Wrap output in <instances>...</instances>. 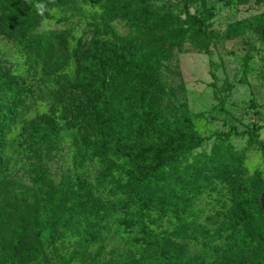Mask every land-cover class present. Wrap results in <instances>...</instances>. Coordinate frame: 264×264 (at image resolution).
<instances>
[{"label":"rangeland","instance_id":"374dc122","mask_svg":"<svg viewBox=\"0 0 264 264\" xmlns=\"http://www.w3.org/2000/svg\"><path fill=\"white\" fill-rule=\"evenodd\" d=\"M104 1L64 0L32 8L30 35L55 31L67 39L70 59L61 75L45 74L40 49L25 50L2 30L0 18V69L15 82L22 101L19 117L5 133L0 167V231L7 241L0 264H17V258L24 264H123L145 253L144 230L169 250L175 264L257 259L260 246L246 247L242 240L243 225L232 212L227 179L199 171L198 164L199 156L220 143L218 134L233 125L237 133L224 145L240 156L244 176L264 181V41L258 31L264 24L238 37L226 33L232 23L264 13V0H150L188 24L213 14L207 23L215 33L214 46L198 51L188 43L165 45V55L155 64L163 84L156 99L161 113L170 122L187 113L203 138L196 145L176 133L183 174L198 175L202 182L198 192L176 188V196L185 201L180 218L167 205L147 200L149 191L164 193V177L157 187L141 191L124 158L107 152L80 159L73 145L77 130L65 84H77L79 59L91 48ZM29 2L21 0V5L26 8ZM110 24L127 36L128 20L115 18ZM41 116L51 120L52 128L34 127ZM54 210H71V224L62 225ZM128 216L135 224L123 223ZM17 228L21 234L12 251Z\"/></svg>","mask_w":264,"mask_h":264},{"label":"trees","instance_id":"16d2710c","mask_svg":"<svg viewBox=\"0 0 264 264\" xmlns=\"http://www.w3.org/2000/svg\"><path fill=\"white\" fill-rule=\"evenodd\" d=\"M58 2L64 0H30L25 8L21 0H0L2 30L20 40L25 50L38 47L42 69L47 75H61L66 67L70 59L67 39L62 32L55 31L30 35L35 27L32 8L37 4ZM101 8L91 48L79 59L77 84L73 87L67 80L65 84V91L71 94V122L77 130L73 145L80 159L107 152L124 158L131 169V181L141 187V191L150 189L146 186L152 184L157 187L164 177V193L149 191L147 200L167 205L180 218L185 201L176 196V188L198 192L202 182L198 175L183 174L176 133L194 139L196 145L203 138L194 130L187 113L171 122L161 113L156 99L163 84L155 64L165 55V45L188 43L198 51L214 46L215 33L208 30L207 23L213 14L208 12L206 17L188 24L150 0H105ZM115 18L129 21L127 36L121 37L112 28L110 22ZM261 24H264V13L232 23L226 33L238 37L255 25L263 26ZM263 29H258L262 41ZM21 104L15 82L0 69V167L5 133L19 117ZM33 125L52 128L51 120L44 116L36 118ZM232 132L237 133L233 125L229 131L218 134L220 143L212 147L210 154L199 156V171L227 179L234 200L232 212L243 225L242 240L246 247L253 242L260 246L258 258L247 264H264V213L259 204L264 181L243 175L240 156L224 145ZM246 132L255 134L253 129ZM168 149L174 153L168 155ZM53 214L62 225L71 224V210L66 214L54 210ZM135 222L131 216L123 220L126 225ZM20 234L17 228L10 250L15 251ZM141 242L145 253L130 256L123 264H175L173 255L159 244L151 231L144 230ZM6 244L0 231V257L7 249ZM17 264H24L23 259L17 258ZM230 264L245 263L236 257Z\"/></svg>","mask_w":264,"mask_h":264},{"label":"water","instance_id":"95a60500","mask_svg":"<svg viewBox=\"0 0 264 264\" xmlns=\"http://www.w3.org/2000/svg\"><path fill=\"white\" fill-rule=\"evenodd\" d=\"M263 197H264V192H262V194L260 195V199H259V204H260L261 210L264 213Z\"/></svg>","mask_w":264,"mask_h":264}]
</instances>
